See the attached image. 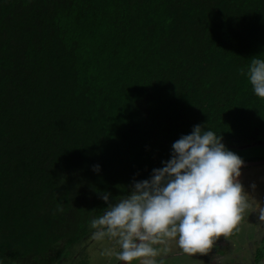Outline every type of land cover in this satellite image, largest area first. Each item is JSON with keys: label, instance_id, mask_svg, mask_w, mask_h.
I'll list each match as a JSON object with an SVG mask.
<instances>
[{"label": "trees", "instance_id": "trees-1", "mask_svg": "<svg viewBox=\"0 0 264 264\" xmlns=\"http://www.w3.org/2000/svg\"><path fill=\"white\" fill-rule=\"evenodd\" d=\"M254 56L264 0H0V264H63L196 125L264 138Z\"/></svg>", "mask_w": 264, "mask_h": 264}, {"label": "clouds", "instance_id": "clouds-1", "mask_svg": "<svg viewBox=\"0 0 264 264\" xmlns=\"http://www.w3.org/2000/svg\"><path fill=\"white\" fill-rule=\"evenodd\" d=\"M254 94L264 99V59H251L245 73ZM222 137L204 126L172 144L171 157L163 167L152 170L147 180L134 182L119 201L102 199L107 205L90 228L97 241L115 239L120 251L116 259L124 264H156L154 244L176 240L183 253L205 255L221 236L231 235L249 207L238 177L243 160L227 150ZM99 172L100 166H93ZM264 223V207L259 208ZM102 255H113L105 251Z\"/></svg>", "mask_w": 264, "mask_h": 264}, {"label": "flooded vegetation", "instance_id": "flooded-vegetation-1", "mask_svg": "<svg viewBox=\"0 0 264 264\" xmlns=\"http://www.w3.org/2000/svg\"><path fill=\"white\" fill-rule=\"evenodd\" d=\"M242 145H247V143H243L236 146L227 144V147L232 146L234 148V147H241ZM246 161H252V162H246V163L244 162L243 164H247V165L242 166L241 168L252 167L256 165L264 166V159H254V160H246ZM262 176H264V173L260 171L258 176L254 175L253 177L257 178ZM250 178L248 179H250L249 181L252 182V177ZM239 182L243 183L242 180ZM243 188L245 193L247 194L246 198L249 207L243 213V219L241 220L237 229L231 235L227 237L224 236L219 237L214 242L213 247L209 251V253L205 255L196 254L193 256L183 253V251L179 248L176 240L165 239L163 242L153 245V247H155L159 252V255L155 257V260L164 261V258L168 259V257L170 256L167 257L168 254H162V252L164 249H170L174 253L172 256L184 257L185 259L192 261L193 262L192 264H236V260L234 258L233 253L235 251H237V253H240L241 251L244 252V254L241 256V259L247 256L250 260H248V262H237V264H264V223L260 222L258 219L259 208L264 207V188L255 189L253 186H246V187L243 186ZM241 228L242 230H245L246 233L248 232L252 233V235L251 237L249 235H245L241 244H239L238 236H241L242 233V231H240ZM236 241L238 243H236ZM114 249L115 252L120 251V248H114ZM113 256L116 257L115 254ZM120 262L121 261H119V263Z\"/></svg>", "mask_w": 264, "mask_h": 264}, {"label": "rangeland", "instance_id": "rangeland-1", "mask_svg": "<svg viewBox=\"0 0 264 264\" xmlns=\"http://www.w3.org/2000/svg\"><path fill=\"white\" fill-rule=\"evenodd\" d=\"M264 138L261 136H256L250 141H246L247 145H242L241 147H226L227 150H230L237 154L243 162H252V161H246V160H254V159H264ZM243 144V143H242ZM254 157V158H252ZM261 172L264 173V166H252V167H244L240 169L241 175L238 177V180L243 183V186H253L255 189L257 188H264V176L254 178L253 176H258V174ZM252 177V182L249 181ZM250 178V179H248ZM93 230V229H91ZM94 231V230H93ZM241 236L239 237V244H241L242 240L244 239L245 235H249L251 237L252 233H246L245 230H242ZM252 231V230H251ZM93 233V232H92ZM92 233L88 235L86 240L83 243V247L79 250L70 252V257H67V259L63 262V264H119V261L114 257L113 255L117 252H115V249L112 247V245H118L116 242H112L105 238L104 240L97 241L93 239ZM239 235V233H238ZM173 242V241H172ZM168 243V242H167ZM236 243H238L236 241ZM235 249V248H234ZM105 251H111L113 255H102ZM162 254H168V259L164 258V261L156 260V264H192V261H189L185 259L184 257L180 256H172L174 253L170 249H164ZM241 254V255H240ZM244 254V252L237 253L235 251L233 253L234 258L237 262H248L250 260L247 256H245L243 259H241V256ZM132 264H140L139 261H133Z\"/></svg>", "mask_w": 264, "mask_h": 264}, {"label": "water", "instance_id": "water-1", "mask_svg": "<svg viewBox=\"0 0 264 264\" xmlns=\"http://www.w3.org/2000/svg\"><path fill=\"white\" fill-rule=\"evenodd\" d=\"M245 165H247V164H243V166H245ZM119 264H124V262L121 261Z\"/></svg>", "mask_w": 264, "mask_h": 264}]
</instances>
